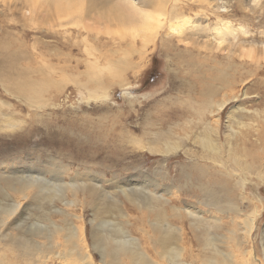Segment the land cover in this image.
<instances>
[{"label":"bare ground","instance_id":"1","mask_svg":"<svg viewBox=\"0 0 264 264\" xmlns=\"http://www.w3.org/2000/svg\"><path fill=\"white\" fill-rule=\"evenodd\" d=\"M26 1L30 4L24 10L31 15L39 0ZM193 1L40 0L39 20L52 29L50 36L55 38L50 49H43L46 55L40 49L32 59L40 81L35 82L27 71L23 74L19 69L18 73L8 62L7 71L15 75L2 74L0 83L5 92L35 108L31 119L36 122H41L37 113L40 109L60 105L45 96L51 90L63 88V79H57L55 71L61 72L63 78L72 75V83L80 93L87 92L86 100L104 101L110 95L107 89L113 85L129 86L125 74L136 67L135 54L140 57L158 41L164 45L168 36H182L191 22L185 11L192 8ZM195 1L209 4V0ZM217 24L212 31L219 45L224 41L223 31L232 30L228 22H222L220 27ZM74 45L82 52V58L74 57ZM229 56L224 65L211 64V59L214 62L218 58L205 54L202 58L207 57L206 60L193 63L201 83L198 90L195 81L187 79L186 85L202 98L183 101L167 128L154 132V137L145 141L123 132L118 138L120 146L130 143L143 151L161 154L160 176L169 174L165 168L167 156L182 150L189 159L177 164L179 176L185 179L183 183L169 181L159 192L156 178L149 176L150 179L139 183L130 177L121 182L115 176L109 182L119 183L113 186L115 191L109 188V192L100 184L101 177H96L102 174L97 170L83 168L66 178L69 160L64 163L61 158H52L47 161L49 168L38 174L29 173L26 167L2 169L4 160H0V264H264V226L258 244L254 242L264 206L259 210L251 204L246 209L242 206L243 200L252 203L255 186H264V109L242 108L235 117L232 111L239 108L232 106L226 115L225 129H221L222 111L240 93L236 89L238 63ZM49 57L66 65L49 66L44 61H50ZM80 64L83 70L77 71ZM66 67L75 69L68 73ZM207 71L213 74L204 75ZM250 73L249 76L255 74L256 69ZM247 77L243 76L238 83L246 84ZM248 92L245 88V95ZM11 114L1 111L0 106V128L10 131L23 120ZM89 122L98 134L88 135V142L98 143L105 131L101 130L102 124ZM49 123H45V130L51 127ZM20 126L22 129L23 125ZM28 133V127L21 132ZM4 155L7 152L1 150L0 156ZM45 172L50 176H44ZM247 188L252 193L248 194ZM27 200L38 204L39 213L33 218ZM77 206L90 209L88 224L82 213L74 211Z\"/></svg>","mask_w":264,"mask_h":264},{"label":"rangeland","instance_id":"2","mask_svg":"<svg viewBox=\"0 0 264 264\" xmlns=\"http://www.w3.org/2000/svg\"><path fill=\"white\" fill-rule=\"evenodd\" d=\"M39 1L35 4L34 11L30 15L24 10L26 6H29L30 2L26 0H0V79L2 78V74L4 76L15 75L12 74V71L11 73L7 71L8 67L12 66L17 68V71L19 69L21 72L23 71V74L27 71L29 77L32 75L31 78L35 82L38 83L40 81L37 79L39 77L38 72H35L37 69H34L35 59H32L39 54L40 49L46 51L50 49V46L53 45L50 42H54L55 38L53 39L50 36L52 29L46 28L39 20L40 14L37 7ZM191 7L185 11V15L190 18L191 22L185 29L186 31L181 34L182 36L179 39L175 37L176 34L174 36H168L167 38L169 40L164 45H161L158 41L151 50L148 47L140 57L135 54L133 58H136L134 61L137 60V65L133 70L126 71L125 74V81L130 83L129 86L113 85L107 89L110 95L104 101L99 99L86 100L84 97L85 95L87 97V92L83 91L85 94L80 93L79 89L72 83L74 79L72 75L70 77L64 76L63 78L62 74H60L61 72L57 74L55 71L54 73L57 75L55 77L57 79H63V88L54 89L51 92L48 91L50 93H46L45 96L55 99L60 105L58 108L48 107L46 105L45 108L40 109L37 113L41 115L38 116L41 122H36L31 119V115H34L35 108H29L25 103L19 102L12 93L5 92L0 83L1 111L10 112L13 114H11L12 117L23 119L17 122L18 125L10 131H7V128H0V151L7 152V155L0 156V160H4L2 169H5V167L9 169L26 167L25 169L30 171L29 173L38 174L49 168V162L52 158L59 160L61 158L64 163L68 162V160L71 161L68 169L71 171L69 172L67 170L65 172L66 175L64 174L66 178H69L72 174L74 175L76 171L83 170V168L97 170L102 174H99V176L96 175V177L99 179L101 177L100 184L103 183V187L109 192L115 191L113 186L119 183V181L109 182L115 176L121 182L124 178L130 177L131 181H139V183L143 182L144 179L147 180L149 176L156 178L160 187H158L159 192H162V188L167 187L169 181H174L179 184L185 182V179L179 176V168L177 165L178 163H186L189 160L182 150L172 152L167 156L165 168L169 174L167 176H160L158 170L161 168L159 164L163 157L161 154L143 151L132 144L130 145V143H122L120 146L117 141L122 132L126 135L142 138L144 141L148 138L152 139L154 132H158L162 128H167V124H170L174 120L173 112L180 109L183 101L188 100L191 102L194 99L199 100L202 98L201 95L193 91L191 92V89L186 85L187 79L195 81L196 90H198L201 83L199 76L196 75V67L193 63L202 62L205 59L202 56L205 54L211 58L213 56L218 58L215 60L219 61L214 60V62L211 59V64L216 63L215 66L217 64L224 65L228 59L226 56L230 55L229 59H234L233 61L239 65H236L238 67L236 74L239 80L243 76H248L247 79L249 81H246L244 85L239 84V80L237 79L236 89L240 91L238 94L239 99L232 100L222 111V130L225 129L226 115L232 106L239 108V110L232 111L235 117L241 114L240 111L242 108L264 109V0H211V2L209 0L208 5L194 0ZM42 8L45 10L44 6ZM224 21L228 22V26H230L232 31H223L226 37L222 35L224 41L216 45V37L212 28L215 26V22L218 23V26H221ZM232 33L233 35H231ZM196 48L199 50L198 53ZM44 50L42 52L45 53ZM71 50L74 57L78 56L79 59L82 58V52L78 51L76 45L72 46ZM229 50L231 53L228 52ZM211 52L214 55H211ZM225 53L228 55H225ZM177 58H179V65H176ZM44 61L48 62L47 65L54 67L66 65L63 62L57 64V61L54 59ZM8 62L12 65H9ZM31 63L32 65H30ZM28 66L30 68L25 69ZM69 67L74 66L70 65ZM69 67H66V72L73 73L75 68L71 69ZM79 67L81 68H78L77 71L83 70L81 64ZM255 69L256 73L249 76L251 74L250 72L255 71ZM210 74H213V71L204 73L206 76ZM79 77L83 78L84 74H80ZM261 80L263 81L261 82ZM245 88L247 92L249 91V94L245 95ZM62 90L64 91L62 92ZM188 91L189 93L187 94ZM242 94L244 95L242 96ZM7 103L11 105L9 106ZM7 108L8 110H5ZM98 115H105L106 118L99 119ZM30 121L32 122L31 126H27ZM91 121L94 124H102L101 130L103 132L105 131L104 140L102 139L98 143L88 142V135L93 137L95 134H98L97 128L94 129L93 125L88 124ZM45 123L51 124L52 128L49 126L45 130ZM20 125H23L22 129ZM25 127L29 128V133L22 135L21 132H23ZM174 127L176 130L179 129L178 125ZM65 130L67 132H63ZM19 137L20 141L18 139ZM73 142H76L77 145ZM83 150L84 154H82ZM67 156H69V159H67ZM78 159L84 162L85 167L83 163L78 162ZM44 176L48 177L50 174L45 172ZM246 192L248 194L249 192L252 193L248 188ZM26 202L31 204L29 205L30 216L32 218L35 217L39 213L38 209H36L38 204L34 200H27ZM251 202L249 203V201L243 200V208L246 209L251 205L255 209L257 207V210L263 208L264 186H255L254 198ZM73 209L76 213L83 214L85 222L87 217H90V209L88 207L82 209L81 206H77ZM56 216L57 218L59 217L58 215ZM259 216L256 224L257 233L255 232L256 241H254L256 245L258 244L260 232L264 226V209ZM87 228L89 227L87 226Z\"/></svg>","mask_w":264,"mask_h":264}]
</instances>
